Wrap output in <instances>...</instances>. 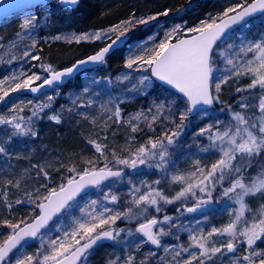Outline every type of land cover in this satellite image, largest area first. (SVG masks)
Wrapping results in <instances>:
<instances>
[{
  "label": "snow or ice",
  "instance_id": "obj_1",
  "mask_svg": "<svg viewBox=\"0 0 264 264\" xmlns=\"http://www.w3.org/2000/svg\"><path fill=\"white\" fill-rule=\"evenodd\" d=\"M55 2L66 10H75L80 0ZM50 3L51 0H32L27 7H39L42 13L38 15L31 11L25 15L17 36L22 33L29 35L42 19L48 23L53 15ZM20 7L16 0H0V16H10ZM169 11L166 9L139 19L129 18L119 25L94 33L73 34L71 39L76 43L82 39L111 42L62 70L41 63V69L47 74L45 77L21 71L18 75L0 80V103L8 105L11 102V115L0 114V125L11 128L8 141L16 137H35L37 132L33 120L51 106L52 97H48L49 103L34 104L28 100L27 104L32 106L31 114L21 115L24 108L20 105L25 102L12 100L10 94L20 90L37 93L46 86L63 83L65 78L72 77L83 65L106 64L108 56L119 52V46L122 45L128 52L124 66L129 71L116 76L114 80L107 76L100 80L93 79L91 84L106 83L117 88L123 86V90L128 93L144 95L155 79L159 82L163 99L158 103L153 100L147 112L139 110L129 113L125 119L121 105L130 97L117 98L106 89L109 99L101 103L100 108L110 113L107 119L127 125L133 134L143 131L142 123H146L153 133L156 132L153 124L159 120H167L175 126L165 127L158 137H149L134 147L131 141L136 137L130 135L127 138V154L123 156L118 154L115 145L89 139L87 144L90 150H94L92 158H82L83 162L79 166L61 163L55 171L60 174V170L64 169L67 175H61L62 182L56 187L50 186V172L33 165L37 168V176L42 174L44 180L34 192L26 191L24 197H18L14 202L8 199L7 186L20 189L21 179L4 180L3 204L9 215L15 210L14 204L21 207L30 204L33 207L27 217L19 220L0 219V226L5 228V233H0V264H88L94 250L106 242H110L108 247L119 248L123 253L121 256L113 252L111 255L115 258H109L107 264H150V257L156 255L154 252H149L141 261H137L131 252L133 246L139 252L147 244L162 248L164 253H174V260L181 256V252L189 253V258L183 260L182 264H217V259H221L222 264L228 254H232L230 264H264V248L257 244V241L264 244V203L255 211L246 203L249 197L259 196L264 200V0H241L227 6L219 14H209L207 19L193 27L176 24L158 42L155 35L146 38L129 35L136 25L147 26L156 21L158 16H167ZM185 32L191 35L185 36ZM110 34H115V38ZM62 38L68 40V37L61 35L52 39ZM37 44L38 41L33 39L30 47L35 49ZM23 56L33 61L40 59L30 51H25ZM15 59V56L11 58ZM133 72L146 75H140L133 82ZM242 77H248L250 82L244 88L237 87L236 93L248 95L242 96L237 102L239 111L231 104L222 107L220 113L227 112L230 118L221 120L212 107L217 103L224 104L220 95L222 86L233 79L239 81ZM7 81L11 83L6 90ZM37 81L40 83L33 86ZM89 91L90 87H84L83 93ZM93 95L99 97L101 93L93 92ZM93 103L89 99L87 106ZM190 116L211 121L204 123V126H197L199 130L194 131V141L206 138L207 144L197 143L198 152L218 155L219 159L211 163L210 167L202 166L201 161L196 159L190 171L180 172L177 169L172 173L168 182L178 184L180 190L171 198L157 187L161 180L149 184L141 179L137 185L133 175L147 174L141 166L156 169L163 179H168L175 167L170 149L179 145V139L190 123ZM48 118L60 123L59 115ZM0 155L9 159L12 157L3 144H0ZM126 169H131L132 173ZM121 184L128 186L126 194H117L113 190ZM217 191L220 196L214 197L213 193ZM93 195L97 198L93 199ZM122 195L130 197L125 203L132 206L124 211L114 207L120 204ZM222 198H226L222 210H228L233 203L238 207L229 211L230 219L226 224L219 228L211 227L207 235L203 228L198 227L202 223L199 219L194 220L193 226L177 225L173 221L179 217L167 214L163 215L162 220L156 216L149 218L150 209L161 213L163 205L180 202L181 207L175 209L180 216L200 212L207 221V212L212 210L210 206L219 203ZM189 200L194 201L191 207L186 206ZM121 219H143L144 222H139L135 229L115 227L117 220ZM173 228H177L178 232L189 233L188 247L169 246L162 242L163 237L176 235ZM53 230L58 233L55 239L49 235ZM217 236L226 238L220 247L214 243ZM37 240L39 247L36 252L28 254L26 249ZM210 241H213L211 245ZM245 245L247 254L236 255ZM177 247L180 251L176 250ZM190 248L199 249V254L190 252Z\"/></svg>",
  "mask_w": 264,
  "mask_h": 264
},
{
  "label": "trees",
  "instance_id": "obj_2",
  "mask_svg": "<svg viewBox=\"0 0 264 264\" xmlns=\"http://www.w3.org/2000/svg\"><path fill=\"white\" fill-rule=\"evenodd\" d=\"M239 2L241 0H81L75 10H66L54 3L51 5L55 8V12H53V20L47 29L46 36H43L42 30L40 29V34L33 38L38 41L36 48L32 49L30 47L33 39H27L22 42L21 46L14 48L16 50L14 55L23 56L25 51L34 52L40 59L36 61L32 60V62L46 76V73L40 67L41 63L51 64L55 68L66 66L76 58L93 52L108 41L88 42L81 40L79 43H76L75 40L69 42L68 40L61 41L52 39L56 35H65L67 33L78 34L82 32L94 33L101 29L106 30L111 26L119 25L121 21L128 20L129 18L134 17L135 19H139L140 17H146L168 9L170 11L167 16L160 15L156 21L150 22L147 26L136 25L129 32V35L137 38H146L148 35H152L154 29L157 27L156 34L159 33L157 40H160L163 33L162 28L164 27L166 28L176 22L182 23L185 27L196 26L198 24L197 22L207 19L209 14H219L227 6ZM38 9L35 8L32 10L37 11ZM111 12L116 14L114 18L111 16ZM59 18L63 21V24L57 21L59 23L58 27L56 20ZM114 19L117 20L114 21ZM1 24H4V22ZM189 34L187 32L184 33L185 36ZM112 36L114 37L115 34ZM9 38L0 32V44L3 47L5 46V40ZM173 40H175V37ZM34 50L38 51V54ZM122 54L123 48L116 54H111L106 64L88 72L95 73L97 80L106 76L112 78L121 68L125 67ZM55 57L61 59V61H56L54 59ZM7 70L6 64L0 62V80H5V78L13 76V74L6 73ZM78 77L59 88V97L51 101V106L40 113L39 118H34V130L37 132L35 137H16L12 141H8L11 128L10 126L0 125V144L6 146L9 153L12 154L11 159L0 155V219L8 218L14 221L19 220L22 217H27L33 207L30 204H26L23 207L14 204L15 210L9 215L7 208L3 204V192L5 191V186L3 185L4 180L13 179L15 181L16 179H21L20 189L13 188L11 185L7 186L8 199L14 202L18 197H24L26 191L34 192L44 180L42 174L41 176H37V168H34L33 165L43 167L45 171L50 172V186L56 187L62 182L61 175H67L64 169L60 170V174H57L55 171L56 168L60 167L61 163L67 164L69 160H74V156L82 150V153L79 154L73 164L79 166L83 162L82 158H92L94 150H90V146L87 144L89 139L115 145L119 155L123 156L124 152H127L128 140H126L127 147H125L120 137L121 135L117 134L127 125L114 123L117 129L116 138L114 140L108 139L107 135L112 128L109 125L110 120L107 119L110 113L104 112L100 108L99 102L106 99L102 96L96 97L93 95V92L98 90L96 87L90 89V99L94 101L90 106V113L88 115L83 114L82 110L87 105L88 99L82 91L84 84L83 82H81V85L79 84L80 77L79 79ZM10 83L11 81L6 82V90ZM99 86L103 90L104 83H101ZM223 87L227 89L226 85ZM20 91L10 94L11 99L19 100L26 98ZM71 94L75 97V103L69 98ZM31 99L37 102V100ZM161 99H163L161 88L158 85H154L153 89L148 90L146 94L139 97L138 101L134 104H122V115L126 119L129 113L139 110L147 112L148 108L152 106L153 100H156L158 103ZM234 102V99L230 98L228 104L234 105ZM10 103L8 105L0 103V114L10 115L8 114ZM25 114L30 115V109L21 113V115ZM52 115H59L60 123L48 118ZM153 127L156 129L155 133L147 128L146 123L141 124L143 131H138L133 134L129 129V134L136 137L134 141H131L132 146L134 147L136 144L144 143L149 137H158L163 133L165 127L174 128L175 126L169 124V122L160 124L157 121L153 124ZM68 129L70 131H66ZM64 131H66V135ZM104 137H107L106 141ZM121 149H124V151H121ZM73 164L68 166H72ZM41 191L43 192V189ZM0 233H5L3 226H0Z\"/></svg>",
  "mask_w": 264,
  "mask_h": 264
},
{
  "label": "rangeland",
  "instance_id": "obj_3",
  "mask_svg": "<svg viewBox=\"0 0 264 264\" xmlns=\"http://www.w3.org/2000/svg\"><path fill=\"white\" fill-rule=\"evenodd\" d=\"M50 10L53 12H55V8L52 7V5H49ZM33 11L32 9L27 10V11H23L20 13H17L13 16H11L6 22H5V26L7 25H11V26H15L16 30L13 33V37L9 38L7 40H5V46L0 48V62L1 63H5L8 70L6 71V73L8 74H13V75H18L21 71H25L27 72L29 75L32 73H37L39 75H41L42 77H44L45 75H43L42 72H40L38 69H40L37 65H35L32 60H29L27 58L24 59L23 56H18L17 54L14 55V53H16V50H14V48L21 46L22 42L27 40V39H33L35 37H37L40 34V29L42 30L41 32L43 33V36H46V32L47 29L51 23V21L53 20V17L50 18V20L48 21V23H45V21L42 19L38 25V27L32 31L29 35H24L23 33L19 36H17L18 32H21V29L19 27L22 19L24 18L25 15H27L29 12ZM36 14H41L42 13V9L39 8L37 11H34ZM60 19V18H59ZM58 20V19H57ZM176 24H182V23H175L172 24L168 27H164L162 28V35H161V39H163L164 37V33L168 30H170L174 25ZM183 25V24H182ZM121 29H123V26H121ZM83 33H92V32H82V33H67L65 35H61V36H66L68 37V41L71 40V37L73 34L79 36ZM157 33V27L154 29V32L152 35H155L156 37H159V33ZM113 35V34H110ZM113 37V36H112ZM175 37V36H174ZM173 37V38H174ZM251 38V37H250ZM61 41H64L66 39H60ZM83 40V39H82ZM84 41H88L91 42L92 40H84ZM159 40H157L158 42ZM13 45H15L13 47ZM13 52V54H12ZM123 57H124V61L128 55V52L126 49L123 48ZM15 56L16 59L15 60H11V58ZM56 61L60 60L59 58L55 57L54 58ZM11 60V62H9ZM101 69V68H100ZM99 69V70H100ZM129 70L126 69L125 67L121 68V70L115 75L113 76L111 79H115L116 76L121 75L125 72H128ZM45 73V72H44ZM140 75H146V73H142V72H133L132 76H133V82H135V79L138 78ZM79 79V78H78ZM93 79H97L95 73L93 72H86L84 73L80 79H79V84L81 85V82H83V86H82V91L84 89V87H90V89L93 88H97L98 90H96L95 92H100L101 95L104 99V101H100L99 105L101 103L106 102L109 99V96L105 93V90L107 89L108 91L111 92V94L114 97L117 98H122V97H130L129 99H126L125 102L123 103L124 105L128 104H134L136 101H138L139 97H141L142 95H138L136 93H128L126 91L123 90V86L117 88V87H113L111 85H107L106 83H104L103 86V90L102 87H100L99 85H94L91 84V81ZM246 79V80H243ZM39 82V81H37ZM250 82L248 77H242L239 79V81H236L235 79H233L229 84L226 85L227 89H225L222 86V92H221V99L224 101V104H220L217 103L215 104V108L212 109V111H214L215 113H217L219 115V118L221 120H228L230 117L228 116L227 112L224 113H220V109L226 108V106L228 105V101L230 98H233L234 96H236L235 98V102L233 108H235L237 111H239L240 109L237 107V102L241 99L242 96H246L248 95V93H236V88L237 87H241L244 88L246 87V85ZM154 88V82L152 84L151 87H149L147 89H153ZM59 91V88H53L51 91L42 94L41 96H39L38 98H36V101H33L31 98L26 97L23 99H19V100H23L25 103L21 104L20 107L24 108V111H28L29 109H31V105L27 104L28 100H32L34 104H39V103H49L48 101V97L51 96L52 97V101L55 100L57 97H59V95H57V93ZM71 93V92H70ZM90 94L91 92L89 91V93H86V97L89 100L90 99ZM242 95V96H241ZM70 100L74 101V95L71 94L69 96ZM160 101V100H159ZM158 101V102H159ZM68 105V104H67ZM66 105V108H67ZM182 107V105H181ZM124 109V108H123ZM8 114L11 115V111L10 109L8 110ZM84 115H88L90 113V107L89 106H85L82 110ZM189 121L190 123H188V127L185 129V132L181 135L180 139H179V145L176 146L174 149H170V151L173 153L172 155V160L175 161V167L172 168L171 172L168 175V179H163L162 178V174L156 170V169H146L144 168V166H141V168L144 170L145 173H147L146 175H133V179L134 182L137 183V185H139V181L141 179H144L145 181H147L149 184L152 183V181L155 180H161V184L158 185L157 187H159L165 195H167L169 198H171L172 196L175 195V193L177 191L180 190V186L178 184H171L168 182V180H170L171 178V174L175 173L177 171V169L180 172H188L192 169V162L196 159H199L201 161V165H207L210 167L211 163L215 162L217 159H219L218 155H207L204 153H199L197 150V143H204L207 144L208 141L206 138H198L194 141V131H198V125L199 126H204V123L206 122H211V121H201L198 118H194V117H189ZM158 122H160V124H164L167 123V120H159ZM109 125L112 127L109 130V133L107 135L109 140H114L116 138V132L117 129L114 126V122L113 121H109ZM117 134L121 135V139L123 141V145L125 147L126 146V140L127 138L130 136L129 134V128L124 127L121 131H119ZM127 152H124L123 155H126ZM109 159H111V156H109ZM62 161V159H61ZM102 166V164H101ZM127 172H129L130 174L132 173L131 169H126ZM255 173H253L254 175ZM225 186H227V184H225ZM107 190V189H106ZM115 192H117V194H126L128 192V186L126 184H121V185H117V187L115 189H113ZM95 191V190H93ZM214 197H219L220 196V192H214L213 193ZM93 199H96L97 197L95 195L92 196ZM128 199H130V197H128L127 195H122L121 196V202L120 204L114 206L116 208H118L120 211H124L126 210L128 207H132L131 205L125 203V201H127ZM225 199L226 198H222L219 203H217L218 208L211 212V213H207V221L204 220V216H200V217H193V215H189L187 213H184L183 216H180L179 213H177L175 211L176 208L181 207L180 202H175V204H169V205H163V211L161 213H156L154 211V209H150L149 210V218H151V216H156L159 217V220H162L163 215L167 214L169 216L172 217H179V219H174L173 223L177 224V225H194V220L195 219H199L202 221V223L198 226L199 228H203L204 229V234L207 235V232L210 231L211 227L215 226V227H221L223 224H226L230 217H229V211L235 209L238 207V205H235L234 203L231 204L230 208L228 210H222L225 206ZM194 201L189 200L186 204L187 207L193 205ZM246 203L249 205L250 208H252L253 211L257 210L259 208V206L264 203V200H261L259 196L256 197H249L246 198ZM112 206V205H109ZM170 211V212H169ZM248 215V213H246V216ZM143 221V219H141L140 221L137 220H132V221H128V220H117L115 227L117 228H132L135 229V225L139 222ZM119 224V225H117ZM134 225V226H132ZM167 230V229H166ZM173 233H176L175 236H166L162 238V242L165 244H168L169 246L172 245H183L184 247H188L189 246V233L187 231H177V228H173L172 229ZM52 239H55L58 235V233L53 230L50 234ZM178 236V239L176 238ZM132 239V238H129ZM225 237H216L215 238V246L220 247L223 240H225ZM213 241H210V245ZM257 244L260 245V247L264 248V244H262L260 241H257ZM147 246V247H145ZM39 247V241H34L32 243V245L30 247H28L26 249V252L28 254H34L36 252V249ZM134 248V246H133ZM131 249V252L133 254H135L136 256V260L137 261H141L143 260L149 252H154L156 255L153 257H150V264H161V258L163 260V264H178V262H181L188 259L189 258V253H184L181 252V256L177 257L175 260L173 259V255L174 253L169 252V253H164L163 249H154L152 250L148 244L144 245L139 252H137L135 249ZM247 246L245 245L243 248H240L239 252L236 253V255L239 256H243L247 254L246 251ZM177 251H180V248L177 247L176 249ZM120 249L119 248H112V247H108L107 245L101 246L100 248H98V250L89 257L88 260V264H107V261L109 258H115V256H112L111 254L113 252H115L117 255H121L120 254ZM189 251H197V254H199V249H195V248H190ZM223 251V249H222ZM219 255V254H218ZM231 255L232 254H228V258H223L222 260V264H229L231 261ZM230 259V260H229ZM193 264H196V262H193ZM217 264H221V259H217Z\"/></svg>",
  "mask_w": 264,
  "mask_h": 264
},
{
  "label": "water",
  "instance_id": "obj_4",
  "mask_svg": "<svg viewBox=\"0 0 264 264\" xmlns=\"http://www.w3.org/2000/svg\"><path fill=\"white\" fill-rule=\"evenodd\" d=\"M16 2L18 3V4H20L21 5V7L19 8V9H17L14 13H17V12H19V11H22V10H26V9H29V7H27V5L28 4H30L31 2H32V0H16ZM52 2H55V0H51V3ZM71 10V9H70ZM13 13V14H14ZM4 18V16H0V20L1 19H3ZM115 37H113V39H114ZM111 41H107V43H110ZM173 42H175V41H173ZM106 44H104L102 47H104ZM102 47H100V48H102ZM120 48H122L123 46L122 45H120L119 46ZM99 48V49H100ZM98 49V50H99ZM97 50V51H98ZM96 52V51H95ZM93 54V53H92ZM91 55V54H90ZM111 55V54H110ZM89 56V55H88ZM87 57V56H86ZM86 57H83V58H80V59H84V58H86ZM77 60H79V59H77ZM77 60H75L74 62H72L71 64H69V65H67V66H64V67H60V68H57L58 70H62L63 68H65V67H70L73 63H75ZM96 66H100V65H94V64H87V65H83V66H81L80 67V69L76 72V73H74L73 74V76L72 77H67V78H65L64 79V82L63 83H59V84H54V85H52L51 87H48V86H46L44 89H42L40 92H37V93H32L31 91H29V90H22L21 91V94H26V95H28V96H31V97H38L39 95H41V94H43V93H45V92H47V91H49L50 89H52L53 87H55V86H63V85H65L69 80H71L73 77H75V76H77L79 73H81L82 71H85V70H89V69H92V68H94V67H96ZM153 81L155 82V83H157V84H159V82L158 81H155V79H153ZM36 84H34L33 86H35ZM215 106V105H214ZM213 106V107H214ZM212 107V108H213ZM211 208H212V210L213 209H215L216 208V204H213L212 206H210ZM195 214H200V212H197V213H195ZM152 247H156V246H154V245H151Z\"/></svg>",
  "mask_w": 264,
  "mask_h": 264
},
{
  "label": "bare ground",
  "instance_id": "obj_5",
  "mask_svg": "<svg viewBox=\"0 0 264 264\" xmlns=\"http://www.w3.org/2000/svg\"><path fill=\"white\" fill-rule=\"evenodd\" d=\"M80 2H81V0H80ZM37 8H39V7H37ZM27 10V9H26ZM22 11H24V10H22ZM19 12H21V11H19ZM18 13V12H17ZM107 14V13H106ZM116 14H114V12H111V16L114 18V16H115ZM11 16H13V15H10V16H7V17H4L3 19H1L0 20V32H2L3 34H5V36L6 37H10V38H12L13 37V33L15 32V26H11V25H7V26H5L4 24H5V22L11 17ZM117 19H114V21H116ZM59 22L60 24H63V21L62 20H60V19H58V20H56V22ZM4 22V24H1V23H3ZM57 22V23H58ZM59 23H58V27H59ZM198 23V22H197ZM99 48H97L96 50H94L93 52H90V53H87L86 55H84V56H82V57H79V58H76L75 60H77V59H80V58H83V57H86V56H88V55H90V54H92V53H94L95 51H97ZM37 54H38V51H36V50H34ZM75 60H73L72 62H74ZM72 62H70L69 64H71ZM69 64H67V65H69ZM97 68H99L98 66H96V67H94V68H92V69H89V70H85V71H82L81 73H79L76 77H81L84 73H86V72H88V71H93L94 69H97ZM78 77V78H79ZM66 131H70V129H68V130H66ZM66 131H64V134L66 135ZM83 151V150H82ZM82 151H80L78 154H76V156H74V160H69L68 162L69 163H67V165H71V164H73L74 163V161H76L77 160V158H78V156H79V154H81L82 153ZM65 164V163H64Z\"/></svg>",
  "mask_w": 264,
  "mask_h": 264
},
{
  "label": "flooded vegetation",
  "instance_id": "obj_6",
  "mask_svg": "<svg viewBox=\"0 0 264 264\" xmlns=\"http://www.w3.org/2000/svg\"><path fill=\"white\" fill-rule=\"evenodd\" d=\"M133 254V253H132ZM133 255H135V254H133ZM122 256H123V254H122Z\"/></svg>",
  "mask_w": 264,
  "mask_h": 264
}]
</instances>
